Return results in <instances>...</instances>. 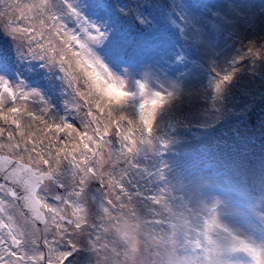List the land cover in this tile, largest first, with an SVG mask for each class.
I'll return each mask as SVG.
<instances>
[{"label": "rangeland", "instance_id": "1", "mask_svg": "<svg viewBox=\"0 0 264 264\" xmlns=\"http://www.w3.org/2000/svg\"><path fill=\"white\" fill-rule=\"evenodd\" d=\"M47 3L49 11L82 43L87 42L91 55L114 78L121 80L131 94L126 105L105 106L101 111L95 104L91 106L92 101L83 102L76 94L75 85L68 87L58 66L27 55L14 38L0 29V84L6 82L18 94L36 93L22 103L34 102L30 107L36 109L33 113L40 122L41 110L47 108L43 122L53 121L51 114H56L60 121L72 123L82 139L93 138L91 153H100L93 161L98 157L105 160L100 177L88 179L78 197L74 191H79V177L73 166L69 164L56 173L60 184L65 186L63 196L72 211L76 203L84 209L87 218L98 219L94 236L86 237L87 244L91 241L93 254L83 264H94L93 259L101 260L103 255L105 259L100 264H107L110 256V264L116 261L120 264H256L244 251L234 248L233 237L264 251V134L259 132L262 125L243 133L245 139L231 140L235 142L232 149L237 150L224 151L220 156L206 154L199 139L201 128L196 132L181 125L169 102L158 109L150 134L145 132L141 137L137 125L142 127L138 112L143 99L141 85L149 96L159 92L170 95L179 106L194 107L211 92L216 77L230 75L231 82L234 76L230 61L234 52L223 37L220 41L219 28L223 19L240 16L246 17L250 26H264V0H47ZM27 23L20 20L19 26ZM139 25L145 29H139ZM85 26L93 30L86 32ZM95 29L100 35L89 40ZM59 41L57 37L41 43L56 45ZM73 50L78 52L80 48L73 45ZM12 104L9 101L6 105ZM16 106L20 107V102ZM82 106L88 107L90 117ZM23 107L26 112L30 110ZM109 111L118 112L117 120L123 124L124 120L127 124L129 119L133 121L128 126L132 129V140L137 142L134 164L126 161L127 165L124 164L128 155L124 154V145L118 143V136L116 140L115 128L108 126L106 134L101 132L100 123L107 124ZM120 116L125 119L120 120ZM97 128L101 135L96 134ZM65 133V130L57 133L63 144L67 140ZM141 138H147V142L139 143ZM220 143L228 148L227 142L220 139L214 144L220 146ZM128 146H132L131 142ZM211 147L214 151L213 143ZM72 149H75L72 155L84 166L86 160L80 146L74 144ZM124 173H130L138 183L137 190L148 206L132 223L124 199H116L120 191L123 194L127 191L119 184L124 182ZM110 181L116 186L112 188ZM131 185L128 195L136 192H132L135 187ZM5 192L0 190V206L17 224H26L28 221L16 212ZM48 197L47 192L42 193V199L53 208L51 224L54 213H61V203ZM108 199L112 200L111 204L107 203ZM119 203L122 210L117 207ZM213 217L217 226L209 228L208 221ZM39 229L43 245L44 225ZM52 233L51 228L47 237L49 246L55 247ZM129 247L139 249L134 261H129ZM44 253L46 257L47 248Z\"/></svg>", "mask_w": 264, "mask_h": 264}, {"label": "snow or ice", "instance_id": "2", "mask_svg": "<svg viewBox=\"0 0 264 264\" xmlns=\"http://www.w3.org/2000/svg\"><path fill=\"white\" fill-rule=\"evenodd\" d=\"M103 11V9H98ZM20 20L29 21L24 26H19ZM0 29H3L26 51L27 55L37 58L42 61H47L58 66L62 78L67 83L69 88L74 87L75 82L83 80L87 87V94L76 90V94L84 97L85 95L92 97V103L100 109L104 110L105 106L126 105L131 99V94L125 90V85L121 80L113 77L104 64L95 59L87 47V42L82 43L77 36L70 32L59 19L49 11L47 0H38L32 3H18L17 0H0ZM86 32H91L93 28L85 26ZM95 35H90L89 40H94L100 35L99 30L95 29ZM64 37L58 44L41 43L42 40H56L57 37ZM73 45H78L80 51H74ZM59 52V58L52 53ZM70 54V55H69ZM67 65V68L65 67ZM230 75L223 77V81L229 80ZM222 85V82L217 84V89ZM75 90V89H74ZM141 96L143 99L138 105L139 120L142 127L137 125L140 136L143 137L145 132H151L155 115L163 105L170 100V95L162 93H153L147 95L144 86L141 85ZM36 93L27 94L19 93L9 88L7 83L0 84V120L5 124H15L17 133L20 139L11 130H8L7 137H4L5 129L0 127V190L10 194L14 201L19 203L16 205L20 215H25L23 209H28L32 213L33 221H28L24 225L17 224L11 214L6 213V209L0 206V264H82L87 259L85 249L87 248L86 237L90 235V224L84 213V209L76 203H73L75 211L72 217L67 215H59L54 213L51 224L44 222L43 245L41 244V230L36 226L34 220L41 219L40 213L37 210L39 201L36 199V187L42 181H52L61 168V161L58 157L44 158L37 153L34 156L32 153L35 148L28 147V140L25 139V134L20 131V121L25 115L26 110L23 107V101L29 96H36ZM12 101V106L8 107L7 114L4 109L6 104ZM20 102V107L16 103ZM47 115V108L41 110V121L43 116ZM91 114V113H89ZM31 117V112H27ZM109 117L112 112H108ZM48 118V117H47ZM77 118L81 120L84 127L83 118L77 113ZM124 116H120V120H124ZM95 120V118H94ZM49 123H45L46 129L53 130V137L49 138V144L63 143L58 138H55L54 133L64 130L75 131L72 123L61 121L54 123L48 119ZM128 124L132 125L133 121L128 120ZM31 125H29L30 127ZM108 125L105 124L104 133H107ZM132 131L131 128L128 129ZM71 133H69L70 135ZM96 134L101 135L99 128L96 129ZM117 136L122 135L118 129ZM89 141L93 138L87 137ZM130 137L123 135L121 144L124 145L125 151L128 153L136 150V140H131V145L128 146L124 141H129ZM147 142V138H141L139 143ZM106 144L108 142H105ZM84 148H88V144H84ZM98 156L97 153H93ZM39 157V158H38ZM85 160L90 157H83ZM108 162H111V157L108 152ZM65 160L70 163L76 174L79 177V191H74L75 196L83 190L84 183L93 177H100L103 172L105 160L103 157H98L91 165L81 166L72 152L65 155ZM45 166H47L45 168ZM99 169V171H96ZM91 174V175H90ZM111 187L116 185L109 182ZM9 185V187H5ZM63 184H58L57 189H64ZM111 196V192L109 193ZM56 200L67 204L62 196H55ZM119 200L120 196L117 195ZM108 204L112 203L111 199L107 200ZM84 213V214H81ZM57 216L59 217L57 219ZM66 222V223H65ZM55 226V232L52 233L55 247H51L47 234L51 231L52 226ZM74 225V227H73ZM82 225H85L82 227ZM217 222L213 217L208 221V227H216ZM235 241L234 248L241 249L250 257L256 264H264V251L255 248L244 240L233 237ZM44 248H47V256L45 257Z\"/></svg>", "mask_w": 264, "mask_h": 264}, {"label": "trees", "instance_id": "3", "mask_svg": "<svg viewBox=\"0 0 264 264\" xmlns=\"http://www.w3.org/2000/svg\"><path fill=\"white\" fill-rule=\"evenodd\" d=\"M141 28L145 29L144 26L139 25V29ZM219 30L222 37L230 41L232 43L231 46L235 49L236 60L234 59L231 69L234 76L233 82L223 81L222 78L217 79L211 92L202 103L195 107L189 105L178 106L171 98L168 101L170 110L181 124L194 131L201 128V132H199L201 135L200 141L207 153L210 152L214 141L220 139L227 143L229 141L233 143L232 139L238 140L246 131L257 129L264 124V26L256 25L253 27L249 25L246 18L236 17L223 19ZM54 55L59 56V52H55ZM219 82H222V85L217 89ZM74 85L80 92L87 94L88 89L82 79L79 82H75ZM81 99L83 102L92 101V97L87 95L81 96ZM24 104L28 105L29 103L24 102ZM91 106H94V103H91ZM33 107H30L29 104L30 110L27 112L35 111L36 109ZM87 108L82 106L83 112ZM7 109L8 105L5 106V114H7ZM118 114V112L112 111V116L109 117L108 113H106L107 124L110 128L121 131L122 135L118 136L117 140L120 144L123 135L129 136L130 140L124 141L128 145L132 140V133L128 131L130 127L125 121L124 124L120 122L114 123ZM52 116L56 118L58 115L51 114ZM24 117V120L20 122V131L24 132L26 140H31L32 144H28V147L35 148L44 158L58 157L61 161V169L67 168L70 164L67 160L62 159V155L64 153L63 157H65L68 152H73L72 154H74V149H72L74 144L80 146L83 157L91 158L86 160V165L91 163L93 158H96L91 153L93 142H89L85 138L81 139V134L77 127H73L75 129L74 132L71 130L66 131L64 137H67V140L64 145L54 142L52 145H46L44 144L45 140L49 142L50 135L53 137V131L51 130H48V133L43 135V132L46 131L44 124L49 122L42 123L37 121L38 124L36 125H40L41 128H36L33 121L27 118V113H25ZM52 122L57 123V121ZM29 125L31 126L29 127ZM102 126L100 123L101 129L103 128ZM0 127L5 129L3 138H6L8 130H11L16 139H20L15 127L10 128L9 124H5L3 120H0ZM69 133L71 134L69 135ZM85 143L88 144V148H84ZM220 145L223 148L225 147V143H220ZM124 154L128 155L126 160H124V164L126 162L134 164L133 157H136L135 154L126 152L125 148ZM76 160L78 162V158ZM132 178L130 173H124V182H122L124 190L127 189L130 192L128 187L131 184H134L131 186L135 187L132 192L136 190L134 194L130 193L131 195H128L127 191L128 194L124 193V208L127 210L128 207L130 210L128 214L130 215V223L137 220L141 212L144 214L145 209L148 207L147 202L141 197L140 191L137 190L139 188L138 183L136 184ZM126 195L128 196L126 197ZM121 199L123 198L121 197ZM91 254L92 252L87 253V259L91 258Z\"/></svg>", "mask_w": 264, "mask_h": 264}, {"label": "flooded vegetation", "instance_id": "4", "mask_svg": "<svg viewBox=\"0 0 264 264\" xmlns=\"http://www.w3.org/2000/svg\"><path fill=\"white\" fill-rule=\"evenodd\" d=\"M60 184V181L58 180V177L57 175H55V180H52L51 182L49 181H44V183L42 184V186L40 187L39 189V195H40V200H41V206L42 208L44 209L45 211V214H46V219H47V222L49 223V220H50V212L53 211V208L49 205V204H46V200L45 199H42V193L44 192H47L48 193V198L50 200H52L53 202H56V203H61V201L59 200H56L54 197L55 196H63V192H64V189H57L56 186ZM6 188L8 187L7 185L5 186ZM13 200V199H12ZM16 207V204L15 202L13 201V208ZM72 209H71V205L69 203L67 204H63L61 203V213H59V215H67L69 217H72ZM59 217L57 216V219ZM88 220V223L90 224V232L93 231L94 229V225H95V218H92V217H89L87 218ZM66 223V222H65ZM85 225H82V227H84ZM74 227V225H73ZM52 231L53 233L55 232V226L53 225L52 226Z\"/></svg>", "mask_w": 264, "mask_h": 264}, {"label": "water", "instance_id": "5", "mask_svg": "<svg viewBox=\"0 0 264 264\" xmlns=\"http://www.w3.org/2000/svg\"><path fill=\"white\" fill-rule=\"evenodd\" d=\"M0 182H3L2 180H0ZM44 181H42L41 182V184L43 183ZM40 184V185H41ZM40 185H38L37 187H36V189H35V191H36V194H37V191H38V188L40 187ZM9 186V185H8ZM11 196V195H10ZM12 197V196H11ZM36 199L39 201V199H38V196H36ZM17 204L19 203L18 201H15ZM37 207V210L39 211V213H40V216H41V219H37V220H34L36 223H38L39 225H41V224H43L44 222H45V213H44V211L40 208V202H39V204L36 206ZM23 212L25 213V217H28V218H30V219H32L33 220V217H32V213H31V211L30 210H28V209H23Z\"/></svg>", "mask_w": 264, "mask_h": 264}, {"label": "clouds", "instance_id": "6", "mask_svg": "<svg viewBox=\"0 0 264 264\" xmlns=\"http://www.w3.org/2000/svg\"><path fill=\"white\" fill-rule=\"evenodd\" d=\"M138 251H139L138 248L133 249V248L129 247V249H128L129 261H134L136 259ZM116 264H120V262L116 261Z\"/></svg>", "mask_w": 264, "mask_h": 264}]
</instances>
